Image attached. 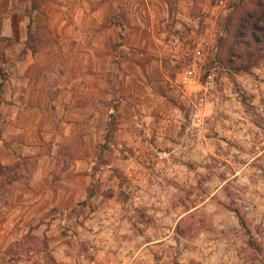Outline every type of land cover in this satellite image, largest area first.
Returning <instances> with one entry per match:
<instances>
[{"label":"crops","instance_id":"crops-1","mask_svg":"<svg viewBox=\"0 0 264 264\" xmlns=\"http://www.w3.org/2000/svg\"><path fill=\"white\" fill-rule=\"evenodd\" d=\"M225 1L127 0L124 15L116 0L2 1L0 248L14 223L68 210L93 178L115 191L143 159L165 164L164 144L183 139L171 95L205 88L184 66L213 46Z\"/></svg>","mask_w":264,"mask_h":264},{"label":"rangeland","instance_id":"rangeland-1","mask_svg":"<svg viewBox=\"0 0 264 264\" xmlns=\"http://www.w3.org/2000/svg\"><path fill=\"white\" fill-rule=\"evenodd\" d=\"M126 1L116 0L123 15ZM225 2L213 46L183 68L205 88L171 95L183 139L164 144L175 151L167 166L143 159L134 185L123 174L113 191L96 177L68 210L14 223L0 264H264V45L233 41L249 0ZM52 216L63 219L50 226Z\"/></svg>","mask_w":264,"mask_h":264},{"label":"trees","instance_id":"trees-1","mask_svg":"<svg viewBox=\"0 0 264 264\" xmlns=\"http://www.w3.org/2000/svg\"><path fill=\"white\" fill-rule=\"evenodd\" d=\"M234 20V19H233ZM264 0H249L234 20L233 41H239L246 51L264 45Z\"/></svg>","mask_w":264,"mask_h":264},{"label":"built area","instance_id":"built-area-1","mask_svg":"<svg viewBox=\"0 0 264 264\" xmlns=\"http://www.w3.org/2000/svg\"><path fill=\"white\" fill-rule=\"evenodd\" d=\"M185 72H186V76H187L188 78H192V76L194 75V68H193V66L188 67V68L185 70ZM194 123L198 124V126L200 127V119H199L198 116L194 118Z\"/></svg>","mask_w":264,"mask_h":264}]
</instances>
